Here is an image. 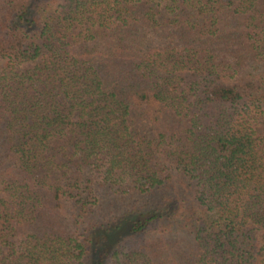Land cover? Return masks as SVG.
Listing matches in <instances>:
<instances>
[{
	"label": "trees",
	"instance_id": "trees-1",
	"mask_svg": "<svg viewBox=\"0 0 264 264\" xmlns=\"http://www.w3.org/2000/svg\"><path fill=\"white\" fill-rule=\"evenodd\" d=\"M0 264H264V0H0Z\"/></svg>",
	"mask_w": 264,
	"mask_h": 264
}]
</instances>
